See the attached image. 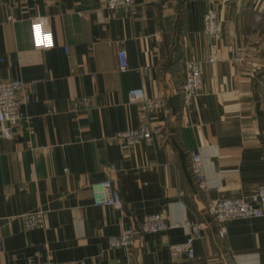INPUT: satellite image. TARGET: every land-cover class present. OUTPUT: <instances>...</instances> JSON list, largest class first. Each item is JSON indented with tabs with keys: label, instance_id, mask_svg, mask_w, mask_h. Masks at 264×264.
Instances as JSON below:
<instances>
[{
	"label": "crops",
	"instance_id": "crops-1",
	"mask_svg": "<svg viewBox=\"0 0 264 264\" xmlns=\"http://www.w3.org/2000/svg\"><path fill=\"white\" fill-rule=\"evenodd\" d=\"M209 8L221 26L213 37L203 29ZM263 13L264 0H0V80L21 79L28 94L13 135H0V264H264V204L260 216L220 223L206 210L208 200L264 183ZM39 17L53 33L50 48L31 45ZM191 58L201 86L183 106L182 64ZM138 85L162 105L145 112L129 101ZM82 95L87 106L74 103ZM142 124L161 131L129 147L113 137ZM196 151L201 181L189 167ZM106 178L120 207L93 202L92 185ZM36 208L45 223L27 229L22 214ZM155 212L165 230L130 247L108 244ZM192 220L202 223L194 255L171 256Z\"/></svg>",
	"mask_w": 264,
	"mask_h": 264
},
{
	"label": "built area",
	"instance_id": "built-area-1",
	"mask_svg": "<svg viewBox=\"0 0 264 264\" xmlns=\"http://www.w3.org/2000/svg\"><path fill=\"white\" fill-rule=\"evenodd\" d=\"M133 0H105L107 7L132 5ZM97 10V15H100ZM30 39L34 48H50L54 45L53 33L48 27L47 19L44 17L34 18L30 21ZM203 29L210 36H217L221 31L218 13L214 8H209L203 14ZM65 51H68L65 47ZM118 67L127 69V54L124 48H119L117 53ZM183 75L179 84L181 101L183 106L192 103L201 86V66L198 59H186L183 64ZM23 81L18 78L0 80V135L11 137L15 127L23 118L20 111L22 101L28 99V94L23 91ZM22 93V94H21ZM22 95V97L20 96ZM129 101H136L145 112H150L162 105L159 96H149L143 85L132 86L127 90ZM74 103L87 106L89 101L84 95L76 97ZM161 131L159 125L142 124L138 127H128L115 131L113 137L118 139L122 147H129L138 141L149 143L153 133ZM189 167L197 180L203 179L202 159L199 152H191L189 155ZM92 198L95 204H110L120 207L122 201L119 192L114 188L110 178L92 185ZM264 204V183L258 185L249 195H227L208 200L206 210L211 216L220 222L233 217L260 216ZM24 226L27 229L41 227L45 223V212L36 208L22 214ZM190 227L188 237L180 242L169 245L171 256L185 253L192 257L194 255L193 239L200 235L202 223L199 220L186 221ZM169 226L164 215L160 212L147 214L137 219L132 225L124 227L118 233L108 236L110 246H133L138 235L145 232L163 231ZM25 264H60L49 259H30ZM228 264H231L229 261Z\"/></svg>",
	"mask_w": 264,
	"mask_h": 264
},
{
	"label": "rangeland",
	"instance_id": "rangeland-1",
	"mask_svg": "<svg viewBox=\"0 0 264 264\" xmlns=\"http://www.w3.org/2000/svg\"><path fill=\"white\" fill-rule=\"evenodd\" d=\"M263 15H264V13H263ZM258 27H259V29H260L261 31H263V30H264V23H262V24L259 25Z\"/></svg>",
	"mask_w": 264,
	"mask_h": 264
}]
</instances>
